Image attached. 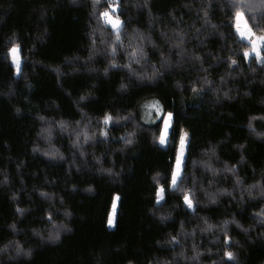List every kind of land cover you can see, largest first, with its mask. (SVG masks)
Instances as JSON below:
<instances>
[{"label":"trees","instance_id":"trees-1","mask_svg":"<svg viewBox=\"0 0 264 264\" xmlns=\"http://www.w3.org/2000/svg\"><path fill=\"white\" fill-rule=\"evenodd\" d=\"M238 10L264 18L260 0H0V264H264V64ZM147 101L174 114L165 147Z\"/></svg>","mask_w":264,"mask_h":264},{"label":"snow or ice","instance_id":"snow-or-ice-1","mask_svg":"<svg viewBox=\"0 0 264 264\" xmlns=\"http://www.w3.org/2000/svg\"><path fill=\"white\" fill-rule=\"evenodd\" d=\"M240 2L243 3L244 0H240ZM260 2H261V5L264 6V0H260ZM109 7H112V6L110 5ZM100 15L105 19V23L110 24L113 29H119L120 28L121 20L119 19V17L114 18L113 16L109 15L108 11L102 12V13H100ZM235 19H236V25L235 26H236L237 32H239L241 37L249 39L250 45H251L250 49H246L244 51V54H243L244 59H248L250 53H255L257 61L261 64H264V55H261V45H264V35H257L253 31V28L251 26H249L247 20L244 18V14L241 11H239V10L236 11ZM117 39H119V36H117ZM20 51H21V45H19V44L14 43V44H12L11 48H9V53L11 54L12 65L15 66L17 74H20L22 71ZM236 63H237L236 60H232V64H236ZM194 91H195V89H194ZM81 99H83V97H81ZM158 103L159 102H156V104H158ZM153 106H155V105H153ZM173 115L174 114L172 112H167V114L163 117V125L164 126H163V130L161 131L160 138H159L161 144L165 143V138L168 134L169 125L173 119ZM112 119L113 118L110 115L105 114L104 121L106 124L109 121H111ZM249 127L250 128L252 127L251 122L249 123ZM101 134L106 135V133H104V132H102ZM125 142L131 143L130 140H126ZM187 142H188L187 141V133H185L184 135H181L179 137L180 146L176 152L175 168L171 172V184L173 186L177 185V178L181 175V168H182V165L184 164V149H185V145ZM45 155H49V154L45 153ZM108 171H110V170H108ZM262 194H264V193H262ZM155 195H156V201L157 202H160L161 200H163L164 199V188L162 186L158 187ZM116 199H118V197H114V202ZM183 200H184L185 205L188 208L191 209L193 207V201L189 198V195L187 193L184 194ZM17 211H22V210L17 209ZM49 219H51V217H49ZM107 223L109 226L113 225V218L111 215L109 216ZM244 231L247 232V229H245ZM48 238L52 239V240L59 239V232L57 231V233L51 234ZM230 239L231 238L226 235L224 238L225 244H227ZM172 240L176 241V237L173 236ZM17 251L19 252L22 250L18 247ZM25 255H30V253L25 252ZM224 256L227 257L229 260L235 261L236 264H239V261L237 260L236 254L234 252L225 250ZM222 264H223V262H222Z\"/></svg>","mask_w":264,"mask_h":264},{"label":"rangeland","instance_id":"rangeland-1","mask_svg":"<svg viewBox=\"0 0 264 264\" xmlns=\"http://www.w3.org/2000/svg\"><path fill=\"white\" fill-rule=\"evenodd\" d=\"M109 12V15L114 16V11H115V8L114 7H111L109 8L108 10H106ZM105 12V11H104ZM244 14V18L247 20L249 26H251L253 28V31L257 34V35H264V18L262 15H259V14H249V13H245V12H242ZM101 19H102V22L107 26L109 27L113 32L117 33L120 31L121 27H122V23H121V26L119 29H113L111 27L110 24H107L105 23V19L101 16ZM236 19H235V23H234V27H235V31L238 35V37L247 42L249 45H250V41L249 39L247 38H244V37H241V35L239 34V32H237L236 30ZM251 47V45H250ZM262 51H264V45H261V55H262ZM10 55V60H11V54L9 53ZM256 58V54L255 53H250L249 55V58L246 59L247 61H249L251 58ZM11 64H12V60H11ZM13 67L15 68V66L13 65ZM15 74H17L16 72V69H15ZM155 105V106H153ZM141 115H142V118L144 119L145 122H153V121H156L157 119H159L161 117V110H160V107L158 104H156L155 101H147L146 103H144L141 107ZM165 116V115H164ZM162 115V126H161V131L163 130V117ZM186 119V118H185ZM170 127H171V122H170V125H169V130H168V134L165 138V143L164 144H161L160 143V139H159V144L162 146V147H165L166 144H167V140H168V135H169V131H170ZM161 131H160V134H161ZM160 138V137H159ZM185 158V157H184ZM183 168V167H182ZM182 173V171H181ZM181 175L179 176V179H180ZM179 181V180H178ZM177 181V182H178ZM171 187H175L171 184ZM114 202V201H113ZM114 204V203H113ZM112 204V206H113ZM185 204V203H184ZM186 206V205H185ZM187 207V206H186ZM188 208V207H187ZM189 210H193V207L190 209L188 208ZM109 228H113V226H108Z\"/></svg>","mask_w":264,"mask_h":264},{"label":"bare ground","instance_id":"bare-ground-1","mask_svg":"<svg viewBox=\"0 0 264 264\" xmlns=\"http://www.w3.org/2000/svg\"><path fill=\"white\" fill-rule=\"evenodd\" d=\"M191 125H192V120L190 118L184 119L183 125H182V130H181V135H184L185 133H187V141H189ZM187 144H188V142L185 145L184 157H185V153H186ZM179 146H180V143L178 145V148H179ZM182 167H183V165H182ZM174 168H175V165H174ZM181 171H182V168H181ZM178 180H179V177L177 178V181ZM117 202H118V199H116L115 202H113L114 204H113L111 211H110V214H109V216L111 215L113 218V225L112 226H114V223H115V217H116V211H117Z\"/></svg>","mask_w":264,"mask_h":264}]
</instances>
